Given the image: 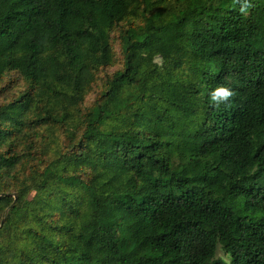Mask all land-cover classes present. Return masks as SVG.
<instances>
[{"label": "trees", "instance_id": "16d2710c", "mask_svg": "<svg viewBox=\"0 0 264 264\" xmlns=\"http://www.w3.org/2000/svg\"><path fill=\"white\" fill-rule=\"evenodd\" d=\"M0 264H264V0H0Z\"/></svg>", "mask_w": 264, "mask_h": 264}, {"label": "clouds", "instance_id": "9594fccd", "mask_svg": "<svg viewBox=\"0 0 264 264\" xmlns=\"http://www.w3.org/2000/svg\"><path fill=\"white\" fill-rule=\"evenodd\" d=\"M235 96L236 92L227 84H218L210 90L209 101L218 108L221 105L228 106Z\"/></svg>", "mask_w": 264, "mask_h": 264}, {"label": "rangeland", "instance_id": "374dc122", "mask_svg": "<svg viewBox=\"0 0 264 264\" xmlns=\"http://www.w3.org/2000/svg\"><path fill=\"white\" fill-rule=\"evenodd\" d=\"M122 26H126V25H122ZM122 26L120 25V27H122ZM114 48L116 51L115 64L112 65L111 67H109V69L107 70L109 73H112L114 70H116L122 66L120 63V58H121L120 57V47H119L117 42L114 43ZM104 77H103V79H104ZM103 84H104L103 80H98L93 84L94 85L93 90L90 91V93L88 94L86 104H89L94 98H96L100 94L101 90L103 89ZM21 171H30V170H28L27 167L25 166V167L21 168ZM32 195H33V193L30 194V196H32ZM219 254L224 256V254L221 250L219 251Z\"/></svg>", "mask_w": 264, "mask_h": 264}]
</instances>
